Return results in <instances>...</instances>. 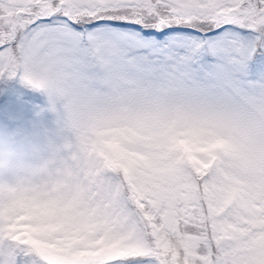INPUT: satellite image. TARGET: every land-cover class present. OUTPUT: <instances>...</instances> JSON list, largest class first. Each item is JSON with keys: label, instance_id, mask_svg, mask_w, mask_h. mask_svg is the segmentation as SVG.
I'll return each instance as SVG.
<instances>
[{"label": "snow or ice", "instance_id": "snow-or-ice-1", "mask_svg": "<svg viewBox=\"0 0 264 264\" xmlns=\"http://www.w3.org/2000/svg\"><path fill=\"white\" fill-rule=\"evenodd\" d=\"M13 78L58 148L0 174V264H264V0H0Z\"/></svg>", "mask_w": 264, "mask_h": 264}, {"label": "rangeland", "instance_id": "rangeland-1", "mask_svg": "<svg viewBox=\"0 0 264 264\" xmlns=\"http://www.w3.org/2000/svg\"><path fill=\"white\" fill-rule=\"evenodd\" d=\"M257 67L258 60L253 62V71ZM55 120L42 90L33 89L19 78L0 80V130L54 136Z\"/></svg>", "mask_w": 264, "mask_h": 264}, {"label": "clouds", "instance_id": "clouds-1", "mask_svg": "<svg viewBox=\"0 0 264 264\" xmlns=\"http://www.w3.org/2000/svg\"><path fill=\"white\" fill-rule=\"evenodd\" d=\"M57 148L56 135L0 130V174L33 176L47 166Z\"/></svg>", "mask_w": 264, "mask_h": 264}]
</instances>
